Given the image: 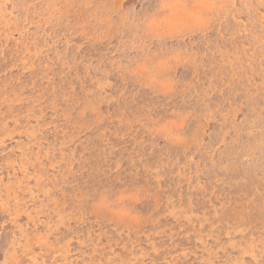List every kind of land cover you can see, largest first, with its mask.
<instances>
[{
	"label": "rangeland",
	"instance_id": "1",
	"mask_svg": "<svg viewBox=\"0 0 264 264\" xmlns=\"http://www.w3.org/2000/svg\"><path fill=\"white\" fill-rule=\"evenodd\" d=\"M0 264H264V0H0Z\"/></svg>",
	"mask_w": 264,
	"mask_h": 264
},
{
	"label": "snow or ice",
	"instance_id": "2",
	"mask_svg": "<svg viewBox=\"0 0 264 264\" xmlns=\"http://www.w3.org/2000/svg\"><path fill=\"white\" fill-rule=\"evenodd\" d=\"M175 2L176 3H180L181 0H175ZM198 4H199V7L202 10L211 11V9H205V8H203L202 5H205V4H212V5H214L215 4V0H198ZM163 6L164 7H168L169 5L167 3H165ZM188 15H189V17L191 19L192 26H197L200 23V17L197 16L194 12H189Z\"/></svg>",
	"mask_w": 264,
	"mask_h": 264
},
{
	"label": "clouds",
	"instance_id": "3",
	"mask_svg": "<svg viewBox=\"0 0 264 264\" xmlns=\"http://www.w3.org/2000/svg\"><path fill=\"white\" fill-rule=\"evenodd\" d=\"M202 7L203 8H205V9H213V7H214V5H212V4H205V5H202Z\"/></svg>",
	"mask_w": 264,
	"mask_h": 264
}]
</instances>
